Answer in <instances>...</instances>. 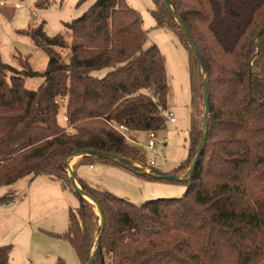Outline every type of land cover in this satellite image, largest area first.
<instances>
[{"label":"trees","instance_id":"1","mask_svg":"<svg viewBox=\"0 0 264 264\" xmlns=\"http://www.w3.org/2000/svg\"><path fill=\"white\" fill-rule=\"evenodd\" d=\"M52 1L38 0L35 8ZM152 1L155 27L172 31L189 56V150L170 174H183L196 161L183 179L170 180L186 186L184 196L136 205L77 178L102 208L101 234L95 205L67 172L68 158L83 152L75 171L100 164L168 180L134 167L146 164L147 155L116 129L123 126L130 135L164 131L169 113L163 56L156 44L145 48L141 14L126 0H97L55 37L44 22L23 31L49 56L42 74L28 58L17 70L0 53V187L44 176L73 189L79 205L58 237L80 264H90L93 252L94 264H264V0ZM59 49L69 55L63 58ZM9 74L12 84L6 83ZM34 77L43 83L28 89L25 82ZM92 151L116 160L88 155ZM14 201L12 193L1 198L2 204ZM12 251L11 245L0 247V264H13Z\"/></svg>","mask_w":264,"mask_h":264},{"label":"rangeland","instance_id":"2","mask_svg":"<svg viewBox=\"0 0 264 264\" xmlns=\"http://www.w3.org/2000/svg\"><path fill=\"white\" fill-rule=\"evenodd\" d=\"M37 1L0 0L8 4L6 7L0 6V53L3 62L17 70H22V62L28 58L33 70L42 74L47 69L49 56L36 47L30 35L23 31L44 22L49 37L64 34L65 24L81 17L97 0H89L81 6H78L80 0H53L41 10L35 8ZM126 1L141 14L142 27L148 33L145 48L156 44L161 51L169 86L168 112L176 120L171 123L167 117L166 130L156 132L155 153L143 150L147 141L146 134H132L131 140H126L146 153L147 162L156 160L153 170L170 175L187 158L189 150L192 100L189 56L172 31L155 27L152 0ZM19 4L22 8L16 9ZM58 51L63 58L69 55V50ZM106 72L96 75L103 77ZM12 76L13 74H9L7 84H12ZM42 83V77L28 78L25 82L26 87L31 90L38 89ZM63 116L64 111L61 110L60 122L64 125L66 122ZM159 152L162 156H159ZM78 160L71 163V172L75 173L74 166ZM140 165L146 167L147 163H133L136 168ZM106 166L96 164L94 169H90L88 165H81L76 177H83L90 186L136 205L156 199L182 198L187 190L182 183L170 180L151 181L119 167L108 166L106 169ZM190 169L180 174V179ZM68 174L71 175L69 171ZM11 193L15 196V201L2 204L1 198ZM78 205V197L73 189L64 187L61 181L44 176L35 181L25 178L13 186L0 187V247L13 246V264H57L59 259L65 264H80L71 245L58 237L67 232L70 212L75 211ZM95 210L99 215L96 205Z\"/></svg>","mask_w":264,"mask_h":264},{"label":"water","instance_id":"3","mask_svg":"<svg viewBox=\"0 0 264 264\" xmlns=\"http://www.w3.org/2000/svg\"><path fill=\"white\" fill-rule=\"evenodd\" d=\"M263 31H264V28H263ZM184 32H185L186 37L190 40V43H191V45H192V47L194 49V52L197 55V58H198V61H199V67L201 69L203 67L204 63H203V61L201 59V56H200V54L198 52V49L196 48V45L193 43V41L189 38V34H188V32L185 29H184ZM204 91H205V98H206V110L205 111H206V114L208 115L209 114V111H210V106H209V98H208V87H207V84H206L205 81H204ZM207 136H208V127L206 126L204 138H203V140H202V142L200 144L199 151H198V155L202 151V147H203L204 142L207 139ZM82 154H83V152H78V153H76V154H74V155H72L71 157L68 158V160L66 161L67 162V170L71 173L70 177H71L72 182H73V187H75V189L85 199H87L90 203H92L93 205H96V207L98 209V212H99V216L101 217L100 224H101V234H102L103 233V229H104V223H105V221H104L105 219H104V215H103L102 208L99 205V203H97L92 197H90L89 195H87L86 193H84L82 191V188L76 182V178H75L74 172H71V170H72V168H71L72 161L75 160V159H78V158L80 159L82 157ZM88 155L97 156V157H101V158H104V159L116 160L114 157H112L109 154H104V153L96 152V151L88 152ZM195 164H196V161L192 165L190 171L193 169V167L195 166ZM160 177L162 179H168V180H181L180 177H179V175H166V174H162V175H160ZM94 259H95V252H93V254H92L90 264H94Z\"/></svg>","mask_w":264,"mask_h":264},{"label":"built area","instance_id":"4","mask_svg":"<svg viewBox=\"0 0 264 264\" xmlns=\"http://www.w3.org/2000/svg\"><path fill=\"white\" fill-rule=\"evenodd\" d=\"M7 5H8L7 3L0 2V6L1 7H6ZM15 8L16 9H20V8H22V6L19 4V5H16ZM34 15H36V13ZM38 19L40 20V18H38ZM167 116H168V118H170V122L171 123H175L176 122V120L173 118V114L172 113L169 112ZM65 119L67 121V118H65ZM116 129L121 133V135L125 139L131 140L130 139L131 135H130L129 131L126 128H124L123 126H119ZM156 139H157L156 132H147L146 133V140L147 141H146L145 145L143 146V150L144 151H151V152L155 153L156 150H157ZM158 154H159V156H162L161 152H159ZM155 165H156V160H150L149 162H147V166L146 167H144L142 165H140L138 167H139V169H141L145 173L149 174V173L153 172V169H154ZM67 172H68V170H67Z\"/></svg>","mask_w":264,"mask_h":264},{"label":"crops","instance_id":"5","mask_svg":"<svg viewBox=\"0 0 264 264\" xmlns=\"http://www.w3.org/2000/svg\"><path fill=\"white\" fill-rule=\"evenodd\" d=\"M66 116H65V113H64V116H63V119L65 120V122H67L66 121ZM141 134H146V133H141ZM79 159V158H78ZM78 159H75V160H73L72 161V163L73 162H76ZM95 166V165H94ZM94 166H89L90 167V169H94ZM79 168L80 167H78L77 169H76V171H75V173L77 174L78 173V170H79ZM106 169H108V166H106ZM77 176V175H76ZM39 178V177H38ZM38 178H36V179H38ZM48 179H54V178H50V177H47ZM76 178V182H77V178H79V177H75ZM81 179H83L84 180V178L83 177H80ZM36 179H34V181L36 180ZM56 180V179H55ZM86 181V180H85ZM88 182V181H87ZM77 184H78V182H77Z\"/></svg>","mask_w":264,"mask_h":264}]
</instances>
